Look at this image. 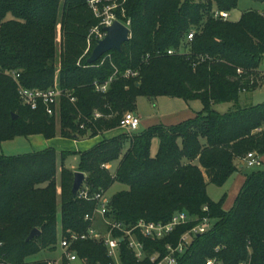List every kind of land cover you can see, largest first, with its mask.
<instances>
[{
	"label": "trees",
	"instance_id": "trees-1",
	"mask_svg": "<svg viewBox=\"0 0 264 264\" xmlns=\"http://www.w3.org/2000/svg\"><path fill=\"white\" fill-rule=\"evenodd\" d=\"M237 4L238 0H125L113 13L120 23L129 22L130 39L120 53L111 51L88 64L96 46L92 43L86 52L88 35L101 21L88 0H0V144L17 137L57 136L56 117L48 116L42 104L36 110L24 106L17 83L28 90L63 92L58 113L63 139H92L118 128L123 114L134 113L139 96L199 101L202 109L192 119L103 139L78 153L77 171L86 176L83 188L95 194L106 193L115 182L126 185L127 190L110 198L106 214L126 227L139 220L166 224L179 212L215 221L208 232L192 238L176 264H205L213 257L223 264H264L262 164L247 174L230 210L222 209L225 195L213 202L206 193L208 184L223 186L238 171L240 164L235 163H243L248 153L264 156V104L238 105L240 93L262 86L264 11L243 12L236 22L214 18L215 12L228 13ZM191 31L193 39L187 42ZM169 50L176 53L168 55ZM115 70L106 92H96L95 84L106 83ZM127 70L137 76L124 78ZM10 74H18L17 82ZM224 103L234 109L223 114L213 109ZM154 139L158 149L152 156ZM65 156L53 149L0 154V263L49 264L31 258L55 249L58 213L61 237L67 232L83 234L91 226L84 217L93 214L96 202L73 198L74 172L62 170L57 181V163L63 164ZM113 162L118 167L111 176L102 166ZM197 223L179 226L161 240L138 235L146 255L142 261L120 242L119 260L152 264L151 256H165V246H176ZM34 229L39 235L26 241ZM245 247H253L252 254ZM72 249L82 264L110 261L106 247L95 240H78Z\"/></svg>",
	"mask_w": 264,
	"mask_h": 264
},
{
	"label": "built area",
	"instance_id": "built-area-1",
	"mask_svg": "<svg viewBox=\"0 0 264 264\" xmlns=\"http://www.w3.org/2000/svg\"><path fill=\"white\" fill-rule=\"evenodd\" d=\"M125 0L119 3V0H88L90 9L92 10L94 16L101 19L99 25L93 28L87 39V51L90 49L92 43L95 45L97 42L103 40L106 36L105 28L110 27L114 21H118L115 14L113 13L115 9L122 7ZM214 18H220L222 20H227L229 18L226 12H215ZM119 22V21H118ZM123 24V23H121ZM126 28L129 27V22L123 24ZM194 32L191 31L186 38L187 42L193 39ZM173 50L167 51L168 55L175 54ZM109 57V56H107ZM1 72V68H0ZM117 71L108 79V81L102 85L95 84V90L98 93L106 92L108 85L116 77ZM10 76L17 82L18 74H10ZM137 76V72H132L127 70L124 74V78H133ZM264 78V74H263ZM17 94L20 98L21 103L24 106L29 107L32 110H36L39 104L45 107L46 114L50 117H57L59 113V99L63 95V92L57 88H52L46 91L39 90H28L23 88L19 83H17ZM71 102L75 100L70 99ZM95 118H99V114L94 115ZM139 118L132 112H126L121 117L118 129L124 130L127 133H134L140 127ZM83 126H81L82 128ZM243 164L248 169L258 168L261 166L262 161L259 156L255 153H248ZM103 168L107 169V165H103ZM84 185V183H83ZM83 185L77 193V198L85 201H95L96 207L92 215H86L84 220L89 221L91 226L83 234H76L67 232V235H63L60 241V248L62 249V256L59 261L49 262V264H75L78 262V256L76 252L72 249L74 242L78 240H95L101 242L107 250V255L110 258L108 264H122L119 260V244L125 241L127 248L134 254L137 261H142L145 258V249L141 241L138 240V235L144 239L148 240H161L166 236H169L175 228L185 225L188 222L197 220L198 223L189 231L184 233L176 246L168 244L165 246L166 254L165 256L159 258L158 254H155L149 258L152 264H176L177 257L181 256L187 247L190 245L192 238L195 235H201L208 232L211 228L210 219L203 217L201 219H195L189 217L184 212L175 213L169 222L166 224L146 222L144 220H139L130 227H126L120 222L110 220L106 217L108 211L109 199L106 198L105 193L99 192L95 194H90ZM204 211L207 210L205 207ZM100 216L101 221L105 226L106 232L104 234L96 231L94 229V223L96 222V217ZM114 233H118V236H114ZM5 264V263H0ZM205 264H223L218 258H208ZM239 264H250V260L242 261Z\"/></svg>",
	"mask_w": 264,
	"mask_h": 264
},
{
	"label": "rangeland",
	"instance_id": "rangeland-1",
	"mask_svg": "<svg viewBox=\"0 0 264 264\" xmlns=\"http://www.w3.org/2000/svg\"><path fill=\"white\" fill-rule=\"evenodd\" d=\"M200 1V0H196ZM118 9V8H117ZM115 9V10H117ZM122 14L124 15V10L121 8ZM256 11V12H263L264 11V4L259 1L253 0H238L237 7L228 12V20L230 22H236L240 19L241 14L246 11ZM60 35L57 32L56 35V53L57 56L60 51ZM87 51V49H86ZM58 62V58H57ZM57 70L59 69L58 63H56ZM259 70L264 74V61L261 63ZM264 104V78L262 81V86L256 89L253 92H243L239 95L238 105L240 107H249V106H260ZM198 107L199 110L202 109V105L199 101H192L189 102L187 105L181 100L177 98H168L166 96H157L154 99H149L145 96H139L135 102L134 114L139 118L141 121L140 129L136 131V133H127L124 130H120L118 128L112 129L116 132L115 135H136L139 134L144 129L151 127L154 123H167L172 121V119L176 116L181 115L187 109H195ZM233 106L231 103H224V104H217L213 106V109L220 113H227L229 109ZM177 118V117H176ZM153 123V124H152ZM56 129H57V136L52 140H44L42 137H17L12 141H6L0 144V154L4 156H21L25 154H29L32 152H40L46 149H53L58 154L66 153L64 158L63 164L60 163L58 160L57 168H56V175L57 181L60 176L62 170H68L71 172H78L79 167V156L78 153L87 151L93 145L97 144L98 141L102 138L101 136H97L92 139H63L59 137L60 133V121L57 115L56 117ZM111 131V130H110ZM108 132V131H107ZM110 135V134H108ZM103 135L105 137H113L114 135L108 136ZM158 149V141L154 139L151 143V153ZM196 163V162H195ZM118 167V162H113L107 165V171L110 173L111 176H114L116 169ZM260 170H264V166L259 168ZM258 169H248L246 174L251 173ZM230 183H226L224 186L217 187L212 184H208L206 187L207 196L213 201L218 202L224 195L227 194ZM128 187L126 185L119 184L115 182L105 193L106 198L110 200V198L120 192L127 190ZM59 196H60V187L57 183V201L59 203ZM230 207V201L226 200L223 203V209L228 210ZM210 226L213 225L215 221L210 220ZM94 229L102 234L106 232L105 226L101 221L100 216L96 217V222L94 223ZM60 241H61V222H60V214H57V243L55 249L53 251H43L36 256L32 257L31 260H55L59 261L62 256V249L60 248ZM248 243V242H247ZM249 244H246L248 246ZM253 246V245H252ZM244 250L248 255L252 254L253 247H245ZM79 264V263H76Z\"/></svg>",
	"mask_w": 264,
	"mask_h": 264
},
{
	"label": "water",
	"instance_id": "water-1",
	"mask_svg": "<svg viewBox=\"0 0 264 264\" xmlns=\"http://www.w3.org/2000/svg\"><path fill=\"white\" fill-rule=\"evenodd\" d=\"M106 36L103 40L97 42L96 46L92 50L87 63L94 64L100 60V58L111 52L116 51L121 52L122 45L130 39V31L123 24L118 21H114L110 27L105 28ZM17 117L12 115V119L15 120ZM86 180L85 174L81 172L73 173V184L71 188V193L73 198L77 197V193L83 183ZM39 235V231L34 229L29 234L26 241L32 240L34 237Z\"/></svg>",
	"mask_w": 264,
	"mask_h": 264
},
{
	"label": "crops",
	"instance_id": "crops-1",
	"mask_svg": "<svg viewBox=\"0 0 264 264\" xmlns=\"http://www.w3.org/2000/svg\"><path fill=\"white\" fill-rule=\"evenodd\" d=\"M259 72L262 74V72L259 70ZM184 102V101H183ZM190 102H192V101H190ZM186 105L189 103V102H184ZM232 109H234V106H232L230 109H229V111L230 110H232ZM201 110H199L198 109V107L196 106L195 107V109H187L186 111H184L183 113H181V115H179V116H176V117H174L173 119H172V121H170V122H167V123H159V124H162V125H166V126H170V125H176V124H178V123H181V122H183V121H186V120H189V119H192L194 116H195V114L196 113H198V112H200ZM141 122V121H140ZM153 124V123H152ZM158 123H154L153 125H157ZM140 126H141V124H140ZM140 129V128H139ZM138 129V130H139ZM145 130V129H144ZM114 132H116V131H114V130H111V131H108V132H104L102 135H100L102 138L100 139V141L101 140H103L104 138V136L103 135H108V134H110V135H108V136H111V135H114V136H116L115 134L116 133H114ZM113 136V137H114ZM32 137H36V136H32ZM38 137H40V136H38ZM113 137H105V138H107V139H111V138H113ZM29 138H31V137H29ZM100 141H98V142H100ZM156 150L153 152V153H151V147H150V153H151V155L152 156H154L155 154H156ZM261 161H262V166H264V156H261ZM235 164H240L239 165V168H238V171L236 172V173H234L228 180H227V182L226 183H230L229 185V189H228V192H227V194L225 195L226 196V200H229L230 201V207H229V209L228 210H230L231 209V207L233 206V204H234V202H235V200H236V198H237V196H238V194H239V192L241 191V189H242V187H243V185H244V183H245V180H246V176H247V174H246V172H247V170H248V168H246L245 166H244V164L242 163V162H236ZM108 165V164H107ZM254 169V168H253ZM225 183V184H226ZM224 184V185H225ZM223 185V186H224ZM222 209H223V207H222ZM224 210V209H223ZM228 210H226L225 209V211H228ZM45 261H48V262H55V260H49V259H44ZM76 263H79V264H82V263H80V262H76ZM75 263V264H76Z\"/></svg>",
	"mask_w": 264,
	"mask_h": 264
}]
</instances>
